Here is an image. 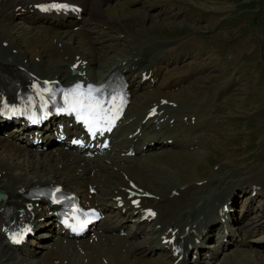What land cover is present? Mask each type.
Returning <instances> with one entry per match:
<instances>
[{
  "label": "bare ground",
  "instance_id": "6f19581e",
  "mask_svg": "<svg viewBox=\"0 0 264 264\" xmlns=\"http://www.w3.org/2000/svg\"><path fill=\"white\" fill-rule=\"evenodd\" d=\"M38 1H42V0H0V12L4 11V10L8 11L6 13L7 15L5 16V22L2 25H0V40L3 39L6 41V45L4 47L3 52H0V95L2 93H8L9 91L13 90L16 82L19 85H22L25 82V79L28 76L27 73L29 71H32V72H34L40 76L57 77L60 80H63L64 78L70 79L71 75L68 72V68H67L68 63L66 62V59L67 58L69 59L70 56H72L71 54L77 53L78 51L80 52L78 57H80V59H82V60L83 59L86 60L85 67H83V68H89L91 66V64L93 63L92 60L89 59V58H93V56L91 54L92 49H91V46H89V44H90L89 35L92 34L91 33V32H93L92 29H96L97 31L100 32L102 30L101 27H99V24H100V25L105 26V27L117 26L116 27L117 30H120L121 28H123L124 30H127V26H125V25H127L129 23L128 21L124 20L123 25H117L115 21H114L115 22V24H114V23L110 22V21H112V19H114L112 16H109V19H107V22L100 21L99 16H97L95 14V12H99L102 10V3L105 0H83L82 4L85 6V11H86V13H88V16L83 17L81 20V23L83 24L82 29L79 32H75V31H71L68 28L69 23L74 22L75 19L63 18L64 15L55 16L53 14L38 13L35 9L32 8V3L38 2ZM128 1H130V0H128ZM16 5H19V7L16 8L17 7ZM22 6L31 7L33 13L37 14L36 17H34L33 14L31 15V13L28 14L29 15L28 20L25 21V23L24 22L21 23L22 25L29 26V27H36V28L41 30V34L39 33L40 37L39 38L37 36L34 37V38L38 39L36 41L31 40L32 37H30V35L26 37L25 41L23 39H20L21 35H23L25 32H27L25 30H22V32H19L15 37H10V36L7 37L3 33L4 27L11 26V22L9 21V19H7V16L8 15H11V16L14 15L13 12L15 10L16 11L19 10V8ZM10 8H11V10H10ZM125 8H126L125 6H122L120 9L123 15H124V9ZM111 9L113 11L112 12L113 14L115 11H117V13H119L118 10L116 9V7H113ZM115 20L119 21L120 19L115 18ZM8 23H9V25H8ZM124 23H127V24H124ZM143 23H144V21H143ZM110 24H112V25H110ZM118 28H120V29H118ZM27 29L32 30V28L31 29L27 28ZM136 31L139 33V29H137ZM61 32H63V35L71 34L68 37V39L71 41L66 40V41H69L72 43L71 46L69 45L70 47L68 46V44H69L68 42H62L63 40L61 38L63 36L60 35ZM102 32H104V31H102ZM8 33H9V31H8ZM96 33H98V32H96ZM129 33L131 35L130 30H129ZM90 37H92V35ZM130 37L131 38H129V39L131 40L132 44L129 45V51H131V49H133L136 45L140 46V44L143 42V40L138 41V42H136L135 40L144 39V34L140 35V33H139V35L135 34L134 36L131 35ZM47 39H48V42L46 41ZM87 39L89 41H87ZM21 41L24 44H26V42H27V44L24 45V48L27 52H25V54H23L22 51H18V52H16L17 55L12 53L11 48L17 47L19 45L18 42L21 43ZM35 43L37 45H39L38 48L36 47ZM79 44H82L83 46H87L90 49H88V51L82 49L84 51V52H82V50H78L77 48H72V47H74V45H75V47H78ZM52 45H54V47ZM182 45H183V42H176V45H175L176 46V49H175L176 52L175 53L169 52L170 48L164 49V51L168 52V53L167 54L165 53L166 55H164L163 58H161L158 62H155L154 60H153V62L146 61L147 65L145 63L142 66V68H140V70H138L137 75L135 74L136 68H134L132 65L136 64L139 66V64H140L139 62H140L142 56L140 57L139 62H138V59L133 60V57L131 55L130 57L128 56L129 59L127 57V61L129 63L126 62V60H124L123 63L122 62L116 63L118 60L124 59V58H119V56H118V59L116 58L117 61H115L116 60L115 59L114 60L115 62L113 61L114 63L112 62L113 63L112 65H110V64L104 65L103 64V66H105L103 68L104 71H103V73L99 72L97 74L96 78H98V79L103 78L105 73H107L112 66H117L119 69H123L124 72H126L127 74L130 75V78L132 81V86L129 87L131 97H129L130 101H129V104L127 106L126 111L127 112L133 111V113L135 114L134 119L131 122V125H133V124L136 125L139 122V120L143 114L142 109L146 105L151 104L150 101H151L152 97L154 98V100L157 101L159 96H163L161 94V92H165V91H162L161 88H169L171 86H174L175 84H179L180 82H182L184 79L187 78L186 76L189 73H192V74L195 73L196 74V72L201 70V69L213 67V65L215 66V63H213V61L209 62L210 64L209 63L204 64L203 60L206 61L207 56H205V55L208 54L207 50H205L204 53H202V52L198 51L197 49L189 48L188 45H186V46H182ZM61 48L64 49V52L61 51V50H63ZM146 48H147V46H146ZM141 50H143V49H141ZM145 50H147V49H144V51ZM183 52H186L187 55L191 58L190 60H186V61H184L182 59V62H181L182 66L188 65L186 68V70L188 72H185V74L180 75V73H179L180 71L176 68H170V69H164V70H163L164 67L161 68L160 61H164V60H167L169 58H173L175 55H177V53H178V57H180L181 56L180 54ZM18 53H20L22 57H25L26 60L22 61V60L17 59V58H21V56L18 55ZM43 53H45V54H43ZM46 53L48 54V56L50 58L47 56ZM193 53L195 54L194 60H193ZM135 54H138V53H134L133 55H135ZM7 55L10 56V57H8V58H11L10 61L6 58ZM30 55H32V56L37 55L38 60L36 62L31 61V59L29 57ZM152 57L153 56L150 54V58L148 56L146 59H151ZM94 61L97 62V59L94 58ZM98 65H100V61H99ZM145 65H146V67H144ZM125 66H126V68H125ZM157 66H158V68H157ZM207 66H209V67H207ZM78 68L81 70L82 65H79ZM143 68L145 69L144 73L150 71L151 75L155 79V81L153 83L140 82V78H139L141 76L140 71ZM174 69H176V70L174 71ZM221 70L223 73L225 70L224 66ZM163 72L165 73V75H173V78H175V79L166 81L165 75H162ZM174 73L179 74V76H178V77H180L179 80L176 79V77H174ZM161 76H163V77L161 78ZM181 77H183V79ZM181 79H182V81H181ZM233 80H234V82H236L237 80H239V77L235 76L233 78ZM158 81H159V83H158ZM182 86L183 85H181L177 88H181ZM234 87H236V86H234ZM167 91H168L167 92L168 94L171 93L170 89H168ZM152 92H154L156 94H153ZM204 92L205 91L202 90L201 93H204ZM198 96H199L197 98L198 102L195 101L193 103L191 109L190 108L189 109H183V107H182V109H180L178 107L177 108L166 107V110L169 112V116H174L173 122H175L176 125L172 129H168L167 124L165 122L162 123V126H163L162 131L164 132V134L167 132V134L170 133L171 136H167V135L164 136L163 134H161L160 138L158 139L159 146L166 145V144L162 143L161 138L176 137V135H178V134L179 135H185L186 131L188 129H192L195 126H200V125H204V123H208L206 118L202 117L203 112L204 111L209 112V110H211V106H214V105L209 104V100L207 98L206 92L204 93V96H200L199 94H198ZM131 98H132V100H131ZM201 102H204V106H203V108H201L200 111H198V109H196V108L198 105H201V104H199ZM180 112H183V114H186L187 116H189L190 114H194L195 115L194 124L193 125H191L189 123L185 124L184 122L177 120L175 114L180 113ZM154 118L155 117H153V119ZM209 120H211V119H208V121ZM146 121L149 122V120H146ZM11 124H12L11 126L0 131V147L5 145L8 148H11L12 150H15L17 152L22 153L23 155H15L13 153L6 155L3 152V148H2V150H0V189H2L6 194L4 199H0V219L4 213L3 212L4 207H6L9 211L14 209L13 211H11V213L16 218L27 219L30 216V214L33 213L35 216L36 215L37 216L44 215L45 218L48 220V218H50V215H48L45 212L46 210L44 209L43 205H41L39 208L36 206H33L32 209L29 211L25 208V206L27 204L26 203L27 200L24 199V197H23L24 191H25L26 187L31 185V184L41 185V184H46V183H60V182H62V183L67 184V185L70 184V186H71V179L72 178L74 179L73 182L77 183L76 188L78 190H81V187H82V189L84 191V189H86V183L88 182L85 180L86 177L84 175V172H82V178H80V179L77 178L76 173H74V169H76V167L74 165V163H75L74 160H76V157L79 154L71 152L70 154L66 155L65 153H63V151L61 149H58L57 151H52V152L50 150H48L46 152V154L44 155V152L41 151V153H38V156L41 159V162H40V164H37V163H35V161H32V159H33L32 156L37 154L35 151L24 152V150L18 146V142H25V140H26V138H25V129H26L25 125H18L14 122ZM127 128H128L127 125H125V128L123 127L122 131H125ZM206 128H209V127H206ZM3 132H6L5 135H3ZM46 133H44L45 141L48 139V138H46ZM151 137H152V134L143 135V137L141 138V142L143 143L144 139H150ZM206 138L210 139L211 137L209 134H207ZM10 140H12L13 142H11ZM15 141H17V143H14ZM261 141H262V139H261ZM155 147H156V144H155ZM56 149H54V150H56ZM26 150H28V148ZM183 152H184L183 150H172V151L168 152L167 154H163L164 156L167 157V161H165L164 163L169 164L170 161H173V159L176 161L177 159H181V158L184 161H191V160L187 159L188 157L184 158L182 156ZM198 152H199L198 150L194 151L193 155L197 154ZM60 153H62V154H60ZM172 155H174V157H171ZM20 156L23 159L20 160L19 159ZM185 156H187V155H185ZM161 157L162 156H159V155H151V156L145 157V160L148 161L149 163H152V161H154L157 164L158 162H161L162 159H164ZM136 159H138V158L135 157L133 159H130V161H133ZM56 161L60 162L59 166H57V164L55 163ZM136 162H138V160L135 161L134 163H136ZM140 162L141 161L138 162V165H136L135 169H138L139 171L142 170V173L144 174V173H146L145 167L147 166V164L145 166L144 163L141 164ZM192 163H194V162L192 161ZM139 164H141L142 166ZM84 165L88 166V162H85ZM170 165H173V164H170ZM156 167H158V166H156ZM173 167H175L177 169L178 174H180L179 179H177L178 181H180L183 178H187L189 176H192L191 172H182L181 169L179 167H177L176 165H173ZM183 167H184V169L188 168L187 165H183ZM105 168H107V170L104 172L103 178L105 181H109L110 187H111L112 182L114 183V181H112V180H115V186L113 187V191L118 192L119 190H121V186L122 187H128L129 186L127 179H132V176H131L132 174L130 173V171L132 170V167L130 166V164L120 166V168L122 170H124L126 173H128L130 175L126 180H123L122 179L123 177L118 178L117 172L113 171L112 169H108L107 165H105ZM135 169H133V170L135 171ZM41 171H46L47 173H44ZM77 173H80V171H78ZM227 175L232 176V173H228ZM256 175L257 176L255 177L254 173L253 174H251V173L246 174L244 176V178L242 177L243 180L241 182L238 181L239 184L242 182H245L248 185L252 184V183L260 184L259 188H257L255 191V196L260 194L262 188H264V170L257 172ZM144 176H146L144 180H138L137 178L132 179V180L134 181V183L136 185L141 186L143 188H146L155 194H160V196H161L160 199L153 198V199L149 200V202L155 203V205L158 207V214L156 216V220L161 222L159 230L163 229V226L165 223L166 224H172V225H179L181 228V231H182V225L183 224H190L189 228L191 227V229L194 228V226L192 227V225H196V228H194V229L204 227V225H200L199 220H195V217L200 212L198 211L199 212L198 214L197 213L194 214L192 208L188 210L187 216L184 215L182 218H179V215L181 214L182 209L185 207L184 204L186 203V201H188L190 199V197L193 199L192 192L195 191V190H193V187H195L197 184L195 185L193 182L191 183L190 181H186V182L180 183V185L171 184V186H170L168 184H170L169 182H171V180L168 178H165L164 179L165 181H159V180L153 179V181L151 182L152 174L151 175L144 174ZM215 180H214L215 181L214 185L216 188H220L224 185H225L224 187H227V184L230 185V183H227V182H225L224 185H220V181L224 180L221 177L219 179L216 178ZM164 182H168V184H166ZM231 183H236V182L232 181ZM3 184H5V185H3ZM211 184H213V183H211ZM239 184L235 185V187L228 188L225 191L223 190V191H221V193L228 195L229 192L231 191V189L232 190L238 189V191H239L238 194H240L241 192H244L242 190L243 188ZM83 186H84V188H83ZM165 187L167 188L166 191L164 189H162ZM237 187H239V188H237ZM172 188L177 189V194L170 196L168 194V192ZM205 188H207V187H205ZM240 188H242V189H240ZM250 190H251V188H250ZM212 193L210 194V199L209 200L207 199L208 203H210L213 198H216L219 196L218 192L214 193V191H213ZM201 198L202 197H200V199ZM226 198H228V196H226ZM154 199H156V200H154ZM196 200H199V199H196ZM201 203L202 202H200L196 205L200 206ZM230 203H231L230 205H232V201ZM212 205H214V207H216L215 206L216 204L213 203ZM263 205H264V202H263ZM220 206H221V204H220ZM108 207H109V211L111 210L110 212H112V209L110 208V206H108ZM217 208L214 209V211H213L212 215H210L209 219L206 218L204 220V224L208 223V225L210 226V223L216 222L217 220H219L222 217L221 216L222 214L221 215L218 214ZM137 215L138 214L135 213V214H132L130 216L132 218H135ZM122 217H124V216L121 215V218ZM112 218H114V219H112ZM112 218H111V216H109L107 218V220L104 222L105 225H107V228L108 227H111L112 229L115 228L113 226L116 225L117 219H116L115 215H113ZM180 219L182 220L181 222H179ZM119 221H120L119 225H122V222H121L122 219H119ZM46 222L41 223V225L48 227L50 224L48 223L47 225H45ZM194 222H195V224H193ZM227 226H228V229L231 230L229 225H227ZM259 228L256 227L255 230L261 231V229H263L264 227L261 226ZM137 229H138V224L135 225V227L133 228V230H131L129 235L130 236L135 235L137 233V231H136ZM151 229H152V232H154V227H152ZM250 232H252V231L250 230ZM250 232H247V234H250ZM219 233H220L219 236H221V237L224 235V231L222 230V228H220ZM127 236H122V237H120L118 235L112 236L111 234L107 233L106 230H104V228H103V232H102V234L98 235V240L96 242L88 243L86 239H79L77 243H72L70 240H67V242L65 244H62L61 242L54 240L52 242H49V244L46 246V249H41V248H39V249L26 248L25 249L24 247H21V246L20 247L18 246L15 249V247L6 245L3 241L1 234H0V264H15V263L16 264H22L23 262H20V261L15 262V260L16 259L29 260L28 257H24V254H22V253L26 252L27 254H29L30 252L34 253L36 251L39 252L41 255V257L38 260L41 261L42 264H170V259L167 257L165 259H161L159 256L151 257L149 255L150 253H154L156 251V249L166 250L163 247V245H161L158 242L157 235H154L153 239L152 240L150 239L147 242L146 246L145 245H138V243H136L134 241H129L127 243V246H125L123 244V242L127 240V238H128ZM113 239H114V242L112 241ZM120 242H121V246L123 247L122 250H119V248H118V245ZM259 242L260 241H257L256 244H254V248L258 249L257 251H259L261 254V253H264V249L262 250V248H263L262 246H264V245L258 247L257 245ZM97 244H100V246L97 247L98 250L95 249V245H97ZM42 245L44 246V244H42ZM227 245L222 244V243L216 244V251L215 252L216 253L219 252V254L227 253L225 251L228 250L227 248H230V246L229 245L227 246ZM193 246L197 247L198 245L193 244ZM79 247L82 249V253H80V251L78 249ZM243 248H245V247H240V248H237L238 250H233L234 253L231 256H229V258L227 257L228 261L231 264H264V259L261 257H255V260H253V258H244L246 248L245 249H243ZM21 250H24V252L21 253ZM62 255L64 256L63 258L61 257ZM82 256H86L85 262L81 261ZM166 256H168L167 251H166ZM103 257L106 260L105 263H103L101 261V258H103ZM63 259H65V260H63ZM33 264H37V262H35ZM180 264H184L183 259L181 260Z\"/></svg>",
  "mask_w": 264,
  "mask_h": 264
},
{
  "label": "rangeland",
  "instance_id": "374dc122",
  "mask_svg": "<svg viewBox=\"0 0 264 264\" xmlns=\"http://www.w3.org/2000/svg\"><path fill=\"white\" fill-rule=\"evenodd\" d=\"M122 1H124L123 3L125 4L127 3L126 8L124 9V15L120 10V7L123 6ZM181 5L183 6L182 9H180ZM113 7H116L119 13L115 11L113 14L112 13L113 11L111 9ZM102 8H103L101 12V15H103L101 16L102 18L108 19L109 16H112L114 19H112V21L110 22L112 23L116 22L117 25H123L124 20L128 21L129 23L128 24L124 23L127 24L125 26H127L128 31L124 30L123 28L121 29L118 28L120 29L119 31L122 32H115L113 30H108V31L101 30L100 32L104 31L105 33L101 35L99 41L97 39L99 31H97L96 29H92V31L95 32L96 35L95 34L89 35V39H90L89 46H91L92 49L91 51L92 56L96 57L100 61L103 60L102 54H106L110 58H113L116 56L117 53V54H123V57H119V58H124L126 62H128L127 57H125V55L130 54L128 48L129 45L132 44L131 40L129 39L131 38L129 33L130 30L131 35L133 36L135 34L139 35V33L140 35L144 34V39L135 40L136 42L143 40V42L140 44V46L136 45V47L133 49L134 52L135 51L141 52L144 51V49H147L144 51L145 53L151 52L150 54L155 55V53L161 48V50L158 52V56L161 53L163 54H161L157 59L152 57L151 59H146V61L153 62L154 60L155 62H158L161 58H163L164 55L168 53L167 52L165 54L163 48L172 47L173 46L172 43L177 41V42H183L182 46L188 45L189 48H194L201 52H203L206 49L208 54L205 55L207 57H206V61L203 60L204 64L213 61V63H215V66L217 65L215 69H213L214 67L213 65V67H211V70H209V72L203 69L199 72H196V74L189 73L188 76H186L187 78L183 80V85L185 86L177 89L176 86H174L173 93H170V95H173L174 97L179 96L178 98H176V100L180 99V97H183L184 95V97L182 98L186 100L183 101L185 103L184 105L190 104L189 107L186 109L189 108L191 109L193 103L195 101L198 102L197 101V98L199 97L198 94L200 96H204L205 92L207 94V98L209 99V104L211 105L215 104L214 106H211V110H209V112H214L212 113L213 115L210 114L208 116V119H212V121L209 120L211 121L209 123V121L207 120L210 126L214 128L211 132L212 139H208L210 141L208 142L206 138L204 139L202 138L201 141L199 142V140H197L196 138L195 140L196 147L194 148H198L197 149L199 151L198 154H194L192 156H190L189 153L187 154V156H185L184 154L182 155L184 158L188 157L187 159L191 161H184L181 158L182 166L183 165L188 166V164L190 163L191 165L188 167V169H184L180 167L179 168L181 169L182 172H191L192 176L183 178L180 181H178L177 179H179L180 174H178L177 169L175 167L167 166L176 163L174 159L173 161H170V163L167 165H165V163L164 164L160 163L158 167H162V168L151 167L150 170H147L148 163L140 162L141 164L144 163L145 166L147 164V166L145 167L146 173L144 174L147 175L152 174L151 182L153 181V179L159 181H165L164 179L168 178L171 180V182H169L170 184H168V182H164V183L170 186L171 184L180 185V183L186 181H190L191 183L192 182L196 183L201 178H207V176L210 174L208 173L207 170L208 168L211 170L210 171L211 174L214 172L215 170L213 166L214 163L221 165L219 167L220 172L227 173L228 172L227 165L230 163V158L228 157L229 155L238 158L236 162L240 163L243 167L248 168L249 173L251 174L254 173L255 177L257 176L256 175L257 172L264 170V166H263L264 143H261L264 142V0H132L131 2H126V0H108L102 5ZM6 13L7 10L0 12V25H2L5 22V16L7 15ZM115 18H119L120 20L119 21L115 20ZM11 20H12L11 26H7L3 28V33L5 36L15 37L19 32L25 30L27 32L21 35L20 38L23 39L24 41L26 40V37L29 35L30 37H32L31 40L34 41L38 40L37 38L34 37L36 36L38 38L40 37L41 34L40 29L36 27H29L20 24L22 21L19 17H15L14 19ZM15 22L17 23L15 24ZM116 27L117 26L110 28L117 30ZM27 28L29 29L32 28V30H28ZM102 29L106 30L107 28H102ZM137 29H139V33L136 31ZM205 29H207L208 31H206ZM107 33H112L113 36L111 39L108 38L109 34ZM60 35L63 36L61 38L63 40L62 42H68L69 43L68 46L69 45L71 46L72 43L66 41L69 40L68 37L71 34L63 35V32H61ZM91 35L92 37H90ZM197 38H199L198 44L193 45L197 43ZM46 41L48 42V39ZM87 41L89 40L87 39ZM108 41H111L112 43L114 42L113 44L120 47L121 50L119 48L113 49L112 47L111 49L108 46L109 44H107ZM18 43H19L18 46L22 44L20 42ZM103 44L107 45L108 47L106 46L102 48ZM35 45L38 48L39 45H37L36 43ZM75 45L72 48H77L75 47ZM214 46L222 50L221 52L222 56H220L218 60L216 59V56L212 50ZM229 46H232V48H229ZM78 47H79L77 48L78 50L84 49L88 51V49H90L87 46H83L82 44H79ZM174 48L175 46L172 49ZM172 49H170V51H174ZM3 50L4 48H0V52H3ZM233 50H235V55L233 54ZM21 51L23 52V54L27 52L25 48H23V50ZM61 51L64 52V49ZM82 52L84 51L82 50ZM14 54L17 55V53ZM18 55L21 56L20 53H18ZM180 55L181 56L178 57V53H177V55H175L173 58H169L165 61H160V63L164 65L163 70L165 69V65L168 68L178 69L180 63L182 62V59L184 61L190 60V57L187 55L186 52H183ZM142 56L145 57L149 56L150 58V55L148 54L142 53ZM29 57L30 59H32V55H30ZM94 57L89 58L90 60H92L93 63L95 62ZM116 58L118 59V56ZM194 58H195V54L193 53V60ZM117 59L115 61H117ZM260 59L263 62L262 64L263 76L261 71L259 70V68L262 66ZM141 62L145 63V61L143 60H141ZM103 64L107 65L105 63H102V65ZM146 65L144 67H146ZM219 65H221L222 67H220ZM223 65L225 68H227V71L224 75H222V70H221L223 68ZM100 66L95 64L91 70L92 73H98L99 72L98 67ZM218 67H220V70L217 69ZM245 67L246 69H244ZM176 69H174V71ZM185 69L186 67L184 66L180 67L178 69L180 71L179 73L185 74ZM162 75H165V73L163 72ZM236 75L239 76V79L241 78L240 80L237 81L239 85L237 84V82H233L231 80L232 77ZM178 76H179L178 73H174V77H176V79L179 80L180 77ZM193 76H195V78H192ZM162 77L163 76H161V78ZM181 78L183 79V77ZM165 79L166 81H168L175 78H173V75H165ZM234 85H238V86L232 89ZM202 90H204L205 92L201 93ZM152 93L156 94L154 92ZM171 99L173 100V98ZM153 100L154 98L152 97L150 102H152ZM200 104H204V102ZM181 105L182 104H180V106ZM261 105H262V109H261ZM221 111H227L228 113H234L235 115H240L241 118L237 119L236 121L233 120L228 121L226 113H225V117H223V112ZM246 112L248 113L251 112L252 114H247L246 116L242 115ZM177 115L178 113L175 114L176 118ZM179 115H183V112H180ZM216 118L218 119V121H215ZM177 120L181 121V119L179 118ZM231 122L232 123L236 122L237 124L233 125ZM204 125H207V123H204ZM256 135L259 137V141H261L262 139L261 142L258 141ZM204 144H206L205 148H203ZM2 148L4 154L6 155L10 153H13L15 155H23L22 153L12 150L11 148H8L5 145L0 147V150H2ZM223 149L228 153V156L220 157L221 151ZM194 151H192V153ZM171 157H174V155H172ZM161 158H164L161 160L162 162L167 161L166 156L163 155ZM195 158L196 161L194 162ZM19 159L21 160L23 158L20 156ZM38 159L39 158H33V161L35 160L37 161ZM135 161H137V159L131 162L134 163ZM192 161L194 162V164H192ZM138 162H136L137 165ZM151 164H156V163L152 161ZM176 165L180 166L179 162H177ZM78 168L79 167H77L76 170ZM41 172L47 173L46 171H41ZM140 172L142 173V170ZM229 173H233V170H229ZM235 174L237 176H241L245 174V172L239 170V172H236ZM228 176L229 175H226L225 178L224 176H222L221 178L227 180L226 178ZM145 177L146 176H144V179ZM243 178L240 180V182L243 180ZM214 180H212L213 183L212 185H214V182L216 181ZM112 181H114V183L112 182L111 184V187L113 188L115 186V180ZM230 185L227 184V187L222 186L219 188L218 191H214V193L221 192L223 191V189L226 190L228 188L235 187L237 183H230ZM197 189L199 188H196V190ZM207 190L208 187L205 188L204 186L201 189H199L198 192L204 195L207 192ZM242 190L245 191L244 189ZM261 194L263 195L264 193L261 192ZM244 195H245L244 201L238 200L234 204L233 211H231L230 215L232 219L239 218L240 219L239 222H243V225L245 227L248 222V219L247 216L243 217L242 213L249 199L247 195V191L244 192ZM200 197L201 196H198L196 199H200ZM189 200H193V199L190 197ZM256 202H257L256 200H253L252 205L255 206ZM198 209H199V205L193 206L192 207L193 213L198 214L199 213ZM184 215L187 216L188 214L185 210H182L181 214L179 215V218H182ZM115 216L116 219H123V217L121 218V215L118 216L115 215ZM181 221L182 220L180 219L179 222ZM250 230L251 229H249V232ZM147 236H148L147 234L144 237L140 236L137 239V241L145 240ZM36 240H40V242H42L44 241V238L42 237L36 238ZM262 245H264V241L259 242L257 246L260 247ZM262 247L263 250L264 246ZM256 257H261V256L259 254ZM261 258L264 259V257ZM253 260H255V257L253 258Z\"/></svg>",
  "mask_w": 264,
  "mask_h": 264
},
{
  "label": "snow or ice",
  "instance_id": "6c2138e0",
  "mask_svg": "<svg viewBox=\"0 0 264 264\" xmlns=\"http://www.w3.org/2000/svg\"><path fill=\"white\" fill-rule=\"evenodd\" d=\"M55 7H61L59 5H56ZM99 89H91L89 88L87 94L80 93L79 92V86L77 89L73 90V93L70 94L73 99L71 101V108L72 111H76L79 115V118L83 120L86 124H89V130L91 131V123L92 117L94 114H96L98 111L103 110V102L99 99H97L93 92H98ZM15 239V237H14Z\"/></svg>",
  "mask_w": 264,
  "mask_h": 264
}]
</instances>
